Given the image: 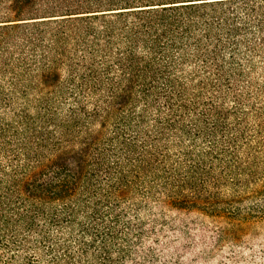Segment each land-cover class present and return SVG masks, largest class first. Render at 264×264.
<instances>
[{
  "label": "trees",
  "instance_id": "16d2710c",
  "mask_svg": "<svg viewBox=\"0 0 264 264\" xmlns=\"http://www.w3.org/2000/svg\"><path fill=\"white\" fill-rule=\"evenodd\" d=\"M0 264H264V0H0Z\"/></svg>",
  "mask_w": 264,
  "mask_h": 264
}]
</instances>
